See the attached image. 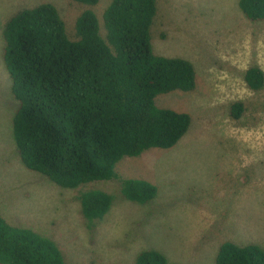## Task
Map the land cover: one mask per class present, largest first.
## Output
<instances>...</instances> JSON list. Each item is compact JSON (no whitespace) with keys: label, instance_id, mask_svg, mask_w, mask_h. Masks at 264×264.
<instances>
[{"label":"rangeland","instance_id":"374dc122","mask_svg":"<svg viewBox=\"0 0 264 264\" xmlns=\"http://www.w3.org/2000/svg\"><path fill=\"white\" fill-rule=\"evenodd\" d=\"M112 0L91 6L103 25ZM56 5L69 35L89 6L73 0H0V210L13 224L52 237L66 264H135L144 249H158L176 264H217L226 240L264 246V88L252 90L246 70H264V21L248 19L239 0H158L151 27L154 51L191 60L197 85L156 98L159 106L189 112L192 124L172 148L125 157L122 177H145L157 196L126 199L118 180L97 184L115 195L94 229L86 225L76 189L63 188L28 169L13 137L19 102L4 62L3 30L25 8ZM244 104L239 118L235 102Z\"/></svg>","mask_w":264,"mask_h":264},{"label":"trees","instance_id":"16d2710c","mask_svg":"<svg viewBox=\"0 0 264 264\" xmlns=\"http://www.w3.org/2000/svg\"><path fill=\"white\" fill-rule=\"evenodd\" d=\"M89 6L78 16L76 38L54 3L25 8L6 23L4 62L19 105L13 137L23 164L60 187L76 189L90 229L101 224L115 195L98 187L118 180L122 195L147 203L158 186L145 177H122L125 157L178 144L192 124L189 112L159 106L156 98L197 85L194 63L154 51L151 27L158 0H112L103 25L91 8L100 0H73ZM252 21H264V0H239ZM252 90L264 88V70H246ZM237 101L232 115L239 118ZM217 264H264V246L226 240ZM0 264H66L50 236L11 223L0 210ZM135 264H176L154 248L140 251Z\"/></svg>","mask_w":264,"mask_h":264}]
</instances>
